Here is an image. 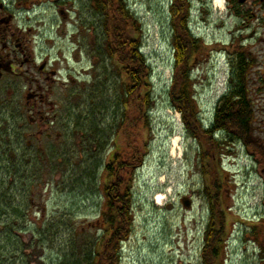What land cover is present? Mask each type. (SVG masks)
Wrapping results in <instances>:
<instances>
[{
  "label": "rangeland",
  "instance_id": "1",
  "mask_svg": "<svg viewBox=\"0 0 264 264\" xmlns=\"http://www.w3.org/2000/svg\"><path fill=\"white\" fill-rule=\"evenodd\" d=\"M127 3L140 23L138 37L151 69L154 107L146 138L147 155L136 173L133 230L122 246L123 261L125 264H200L198 247L208 222L207 205L201 193L204 180L196 145L168 99L174 59L171 33L169 35L165 21L166 3L161 0H127ZM38 5L33 3L35 12L20 24L36 36V50L47 55L50 66L61 73L67 68L72 70V80L76 81L74 121L71 129L62 132V139L56 145L51 144L57 160L46 164L45 159L50 154L44 155L43 150L38 152L40 164H30L32 172L29 177L40 175L38 182L31 179L32 186H28L25 174H13L12 165L9 169L4 168L0 161V190L7 186L10 193L7 202L0 201V212L11 214L13 210L24 208L26 213L24 220L15 222L1 216L0 239H4L5 231H10L11 236L0 245L3 254L0 264H70L74 258L81 259L83 252L89 251L100 236L103 227L101 214L106 208L103 183L107 177L103 166L110 154L89 149L88 136L78 132L76 123L81 124L82 130L84 126L88 127L86 114L100 106L99 115H94V120L100 125L103 121L107 125L113 124L117 112L114 90L119 82L116 77L119 67L113 62L107 63L106 70L102 67L103 59L97 50L103 44V35L89 0L66 2L65 7L70 13L68 20L50 6ZM81 40L83 44L79 48L77 44ZM76 54L78 58H75ZM196 76L200 77L193 88L196 102L210 108L225 90L226 75L221 69L213 70L204 64ZM14 94L11 91V95ZM18 123V119L10 118V148L13 152L35 150L26 146V139L16 137ZM66 133L72 138H66ZM52 139L55 142V136ZM174 140H177V148L173 154ZM80 142H83L81 147ZM67 153L70 154L68 160L70 157L71 160L62 166L60 155ZM80 157L87 160L94 179H88L83 172V161L78 164ZM224 188L221 209L227 211L224 234L227 242L222 257L226 259L225 264H252L254 238L261 241L259 231H264V201L253 195L240 201L232 200L227 192L229 188ZM158 194L164 199L160 205L155 200ZM184 198L190 200L189 208L182 205ZM51 223L57 226L54 235L43 243L39 231ZM252 223L258 230L255 237ZM5 224L19 225V228L8 230ZM262 235L264 237V232Z\"/></svg>",
  "mask_w": 264,
  "mask_h": 264
},
{
  "label": "flooded vegetation",
  "instance_id": "2",
  "mask_svg": "<svg viewBox=\"0 0 264 264\" xmlns=\"http://www.w3.org/2000/svg\"><path fill=\"white\" fill-rule=\"evenodd\" d=\"M70 1L0 0V160L4 168L10 160L11 117L18 119L17 134L37 152H46L62 139L65 128L73 127L76 81L72 80V70L67 68L61 73L50 66L47 55L36 50V36L20 24L35 12L33 3L50 6L68 20L70 13L65 6ZM161 1L166 3L165 20L172 35L177 23L184 25L187 33L181 51L189 67L188 85L198 83L196 72L205 64L225 73L227 90L239 89L240 95L242 90L244 94L221 97L210 108L198 102L199 116L208 126L216 179L211 192L206 193L202 186V197L206 202L221 203L226 186L232 200L253 195L264 201V0ZM82 44L83 40L77 46L82 48ZM11 91L15 94L11 95ZM240 118L241 126L232 122ZM198 152L201 170L206 169V145L198 144ZM201 175L205 181L202 172ZM251 228L255 237L258 230L256 226ZM259 232L262 238H254L252 264H264V231ZM206 233L198 249L201 264ZM224 261L218 256V262L225 264Z\"/></svg>",
  "mask_w": 264,
  "mask_h": 264
},
{
  "label": "trees",
  "instance_id": "3",
  "mask_svg": "<svg viewBox=\"0 0 264 264\" xmlns=\"http://www.w3.org/2000/svg\"><path fill=\"white\" fill-rule=\"evenodd\" d=\"M89 3L99 20V30L103 35V44L97 50L98 56L103 59L101 61L102 67L106 70L108 68L107 63L111 64L112 62L115 67L117 65L119 67L116 74L119 82L115 85L114 90L117 112L112 125H107L105 121L101 122L100 125L94 120L96 119L94 115L101 110L100 106L88 115L86 114L85 124L86 126L89 124L88 127L84 126L82 130L81 124L76 123L78 132L88 136L86 142L89 149H95V152L98 151V153L106 152L110 156L103 166V171L107 177L103 183L106 208L101 214L103 227L100 236L95 239L89 251L83 252L81 259L74 258L70 264H121V245L131 236L133 230V188L136 173L142 167L147 155L146 138L148 131H150V116L154 107L150 79L151 69L142 53V46L138 37L140 23L132 13L127 0H89ZM173 28L174 68L168 90V99L172 110L180 115L188 136L197 141L199 145H206V154H203V157L207 164L206 169L203 167L201 172L206 178L204 182L207 193L211 192L216 184L215 174L211 166L210 138L199 121L194 91L188 85L189 67L181 51L182 40L187 36V33L184 25L180 23L175 24ZM77 96L80 98V95ZM239 96L244 97L243 90L241 95L237 89L225 97ZM232 122L240 126L243 124L241 118ZM66 131L65 128L64 133ZM66 134V138H72L71 134ZM16 137L20 139L21 136L17 135ZM83 142H80V147ZM27 150L13 152L14 150L10 148L8 169L12 165L15 169H13V174L17 172L25 174V180L29 182L28 186H32L31 179L38 182L40 175L33 174L29 177L31 175L29 173L32 172L30 164L36 166L40 162H38L36 150ZM48 150L44 153V155L50 154L45 159V163L51 164L57 160L58 156H54L56 152L53 149ZM69 155L68 153L60 155L63 162L62 166L69 164L68 162L71 160V157L68 160ZM0 156L2 157V154ZM81 160L83 161V158L80 157L78 159L79 165ZM93 164L95 168L96 163ZM83 166L85 167L83 172L88 176V179H94L93 173L89 171L91 168L87 166V160L83 161ZM9 194L8 188L5 186L3 191L0 190V201L7 202L10 199ZM207 204L209 220L205 236L203 264H218V256L222 253L225 240V214L221 209L219 200L216 202L208 200ZM24 210V208H19L13 210L11 214L0 212V218L5 216L12 222L22 221L26 217ZM4 227L8 230H14L18 229L19 225L15 227L5 224ZM56 227L55 224L51 223L39 231L43 243L48 242V239L54 235ZM5 233L3 234L4 239L11 236L10 231H5ZM4 239H0V245ZM1 258H3V254L0 252Z\"/></svg>",
  "mask_w": 264,
  "mask_h": 264
},
{
  "label": "bare ground",
  "instance_id": "4",
  "mask_svg": "<svg viewBox=\"0 0 264 264\" xmlns=\"http://www.w3.org/2000/svg\"><path fill=\"white\" fill-rule=\"evenodd\" d=\"M173 147H174V150H173V154H174V152H175V150H176V148H177V140H174V142H173ZM155 200L157 201V203H158L159 205L162 204V202H163V200H164V199H163V195L158 194Z\"/></svg>",
  "mask_w": 264,
  "mask_h": 264
},
{
  "label": "water",
  "instance_id": "5",
  "mask_svg": "<svg viewBox=\"0 0 264 264\" xmlns=\"http://www.w3.org/2000/svg\"><path fill=\"white\" fill-rule=\"evenodd\" d=\"M182 204H183V206L185 208H189L190 207V202L188 200L183 199Z\"/></svg>",
  "mask_w": 264,
  "mask_h": 264
}]
</instances>
